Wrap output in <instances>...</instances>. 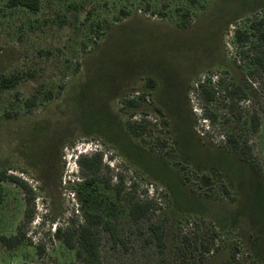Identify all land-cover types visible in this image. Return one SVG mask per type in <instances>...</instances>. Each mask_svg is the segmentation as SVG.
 Returning <instances> with one entry per match:
<instances>
[{"label": "rangeland", "instance_id": "1", "mask_svg": "<svg viewBox=\"0 0 264 264\" xmlns=\"http://www.w3.org/2000/svg\"><path fill=\"white\" fill-rule=\"evenodd\" d=\"M6 2L0 76L17 83L0 88V172L32 202L26 222L25 194L0 182V237L25 234L0 242V264H82L53 234L76 241L84 212L103 219L100 264H264V71L250 65L253 38L241 49L234 37L264 30V0H38L34 13ZM220 79L247 94L239 121L221 97L199 99ZM142 119L135 137L126 125ZM230 133L248 161L228 150ZM94 151L91 168L76 161ZM135 201L150 203L137 221Z\"/></svg>", "mask_w": 264, "mask_h": 264}, {"label": "trees", "instance_id": "2", "mask_svg": "<svg viewBox=\"0 0 264 264\" xmlns=\"http://www.w3.org/2000/svg\"><path fill=\"white\" fill-rule=\"evenodd\" d=\"M6 7L16 8L22 7L27 9L30 12H37L39 9L38 0H7ZM3 9L0 7V14H2ZM261 21L258 23H252L250 25L251 32H243L237 30L234 33L235 42L242 49L246 46L247 43L250 42V39L253 38V43H251L252 47L257 49L255 55H253L252 59H250V65L254 66L255 70L264 71V30L260 29ZM249 48V50L251 49ZM153 81H150V84ZM222 79H220L216 85V87H210L205 85H200L198 90V96L200 101L204 104H212L218 99V97L225 101V108L227 110V114L230 115L235 121H239L241 117L237 116L235 113L237 111V105L240 102H244L247 98V94L241 85H231L230 87H221ZM17 83L14 78H7L4 76H0V88L2 89H10L15 86ZM35 98H31L25 101L24 105L27 108L34 106ZM129 105L133 103L128 102ZM204 117L209 121L211 125L216 122V115L204 113ZM140 123H127V130L135 137H141L145 133L146 125L148 124L145 119L139 121ZM249 126L252 133H256L260 126V117L257 112L251 114L249 118ZM226 143L228 144L229 151L238 156L242 161H248L250 156V151L248 147L247 141L240 142L239 139L233 134H226ZM99 152L94 151L92 156L88 159H85V155H79L76 157V161L80 163L83 167L91 168L93 163L95 162V156H97ZM9 181L10 183L19 187L23 193L25 194V203L26 210L24 212V218L26 222H28L31 218V210L30 204L32 202L31 198V190L26 184L25 181L21 180L19 177L14 175H7L4 172H0V182ZM81 183L78 180L71 181L72 185ZM262 187V186H261ZM264 192V191H263ZM150 208V203H142L140 201H135L131 204L129 209V215L133 221H137L146 215ZM84 222L80 226L78 231V238L75 241L73 235L61 228H56L54 230V238L62 243L67 249L75 250V257L82 264H100L99 261V253L97 248L96 238L93 232V228L102 224L103 219L100 214L84 212L83 213ZM22 227L20 226L17 230L16 235L12 237H0V242L3 246L8 249H12L17 246L23 239L25 234L22 232ZM155 240L158 246L162 244V235L156 233L154 231ZM38 252H42V248H37ZM208 251V248H205ZM225 264H232V262H227Z\"/></svg>", "mask_w": 264, "mask_h": 264}]
</instances>
